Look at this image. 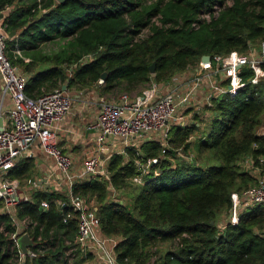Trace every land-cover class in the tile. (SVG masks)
Here are the masks:
<instances>
[{"label":"trees","instance_id":"obj_1","mask_svg":"<svg viewBox=\"0 0 264 264\" xmlns=\"http://www.w3.org/2000/svg\"><path fill=\"white\" fill-rule=\"evenodd\" d=\"M14 5L6 16V30L13 32L6 54L27 74L25 93L31 97L62 85L67 90L94 84L101 73L104 89L132 93L151 77L165 82L203 55L242 53L250 41L264 40V0H0V11ZM55 42L57 49H42ZM242 76L246 80L250 70ZM209 111L207 125L198 118L186 127L172 125L167 139L186 150L190 143L184 140L204 124L193 149L212 158L205 166L195 161L172 164L175 151L151 140L138 149L127 148V158L111 156L108 177L117 189L139 174L136 161L157 159L143 175L132 209L105 199L109 184L98 176L72 185L73 194L96 197L102 233L118 238L119 263L148 264L152 244L176 241V249L166 251L157 264H264L263 205L242 210L237 223H225L221 231L215 222L218 208L230 211V194L254 182L238 171L236 159L247 153L264 158V136L254 131L264 111V77L234 96L214 99ZM31 168V158L21 159L8 175L20 181ZM235 180L238 188L233 190ZM41 200L48 202L46 210L40 208ZM60 203H67L65 196L34 191L30 201L17 205L16 216L26 221L23 232L32 240L28 250L35 254L24 260L12 237L16 227L11 217L0 213V264H83L91 258L79 251L77 258L66 255L78 246L76 218Z\"/></svg>","mask_w":264,"mask_h":264},{"label":"built area","instance_id":"obj_2","mask_svg":"<svg viewBox=\"0 0 264 264\" xmlns=\"http://www.w3.org/2000/svg\"><path fill=\"white\" fill-rule=\"evenodd\" d=\"M6 16L4 10L0 11V92L9 101L6 111L0 113L3 117L0 130V213L11 217L16 227L12 237L17 243V238L26 232L16 236L20 224L16 207L21 201H30L31 196L8 172L21 159L31 158L38 149L65 183L67 203L60 204L69 206L74 212L76 243L90 253L95 264H121L115 252L118 238L102 233L97 208L88 205L80 195L73 194L72 185L89 176L101 179L105 176L109 188H112L107 165L113 154L126 158L127 148L138 149L146 140L165 146L172 125L186 127L195 123L197 118L204 121L209 116L205 109L213 107L214 99L223 95L234 96L248 83L256 84L264 77V40L253 51L249 46V54L231 50L203 55L196 68L173 75L163 86L151 82L137 95L122 94L116 100L96 102L97 112L87 129L98 146L85 150L80 168L73 170L72 158L59 146L58 132L77 95L70 94L64 85V88L35 97L25 93L27 76L18 71L6 54V42L12 36L6 30ZM204 56H208V60L201 61ZM245 69L250 70L246 80L242 76ZM98 83H102L101 78ZM103 153L105 156L100 155ZM156 161V158L145 163L136 161L140 172L131 179L140 182ZM243 162L247 168L245 172L253 177L254 182L240 192L230 194L231 208L226 221L230 225L237 223L242 210L259 204L264 206V158L247 153L243 155ZM33 186H36L35 181L32 189ZM39 206L46 210L48 202L41 200ZM27 255L32 257L35 254L28 250Z\"/></svg>","mask_w":264,"mask_h":264},{"label":"rangeland","instance_id":"obj_3","mask_svg":"<svg viewBox=\"0 0 264 264\" xmlns=\"http://www.w3.org/2000/svg\"><path fill=\"white\" fill-rule=\"evenodd\" d=\"M14 6L8 7L4 10V13H9ZM147 30L143 31V34L146 33ZM261 41L260 38L256 39L255 41H250L248 44V48L245 51H240L242 53H247L249 54L251 50H249V46L252 48V51L254 48H256L259 44V42ZM58 48V44L55 43H50V44H46L45 46L42 47V49L46 52H50L53 51L55 49ZM238 51V50H237ZM27 59H24V62H27ZM85 61V59L83 60ZM198 66V63H196L195 65H190L188 67H186L183 70L180 71H176L174 72L172 75L169 76V78L164 82H156L154 80L153 77L150 78V80L139 90H136L134 92H128L126 90H122L120 88H113V89H104L102 87L103 83L99 84L98 82L91 84V85H87L85 87H79V86H71L67 88V91L70 92V94H74L77 95V98L80 99H89L90 101L93 102H99L100 100H116L118 99L122 94H127L129 96H134L139 94L142 90H144L151 82H156L161 84V86H163L166 82H168L170 80V78L173 75L179 74V73H185V72H189L190 70L196 68ZM16 67L18 69V71L24 75L27 76V74L25 72L22 71V66L19 64H16ZM75 67V65L73 66ZM187 75V73H186ZM183 80V79H181ZM103 82V80H102ZM204 95V93H203ZM202 94H199V96H203ZM76 100V99H75ZM75 100H73V103L76 102ZM1 101H2V94L0 92V108H1ZM72 103V105H73ZM71 105V108H72ZM93 106H95V104H92ZM97 106V105H96ZM209 108V107H207ZM2 109V108H1ZM1 109H0V113H1ZM207 111V113L209 114L208 118H206L204 121H202L205 125H207L209 123L210 120V111L209 109H205V112ZM188 120H191V117H189ZM203 124V125H204ZM199 126L198 130L193 131L192 133H190L188 135V137L184 140V143L188 142L190 143L189 147L184 150L182 149V147H178V148H174L176 147V145L171 144V143H166V147H168L171 151H175V157L174 158H170V161L172 164H176V163H190L192 161H195L196 164L198 165H202L205 166V164H208L212 161L211 157H208V153L207 152H202L201 156H198L196 151L193 149V143L202 135V132L206 129L205 125L204 126ZM255 133L258 135H262L264 136V111L261 115V119H260V123L256 126L255 128ZM204 133V132H203ZM168 139V137H167ZM138 145V143H137ZM131 149V148H130ZM133 149H137L136 147ZM39 154V153H38ZM42 155V154H39ZM128 157V155L126 154V158ZM32 159V168L31 170L24 175L23 177L20 178V185L22 186H29L30 183L32 182V177H41L44 173L42 169H39V164L37 163V161H41L42 159H44V161H46V163L48 164V167H50V164L48 162V160L43 156V158L39 159L38 157H31ZM81 159H79V163ZM235 165L238 169V171L240 172H245V170L247 169L244 162H243V156L239 157L238 159H236L235 161ZM104 167V165H103ZM52 167H50L51 170ZM107 175H109L107 173ZM135 176V175H134ZM134 176H130V177H134ZM60 177V176H59ZM103 180H105V176H102ZM235 184L233 185V190L238 188V181L235 180ZM143 183V176H142V180L140 182H135L133 181L131 178H128L127 180H125V185H122L120 188H106V198L108 201H119L121 203H124L126 205H128L131 209H132V205H133V199L135 197V195L138 193L139 188L141 187ZM28 193L32 195L33 190L30 189L28 190ZM61 195L65 196V198L67 199L66 196V192H62L60 193ZM88 205H92L94 207H97V202H96V197L93 195H81L79 194ZM69 216H72L71 214H68ZM228 215H229V210L225 207H220L215 211V222L218 224L217 229H219V231L222 230V227L224 226V224L226 223L227 219H228ZM19 220V226H18V233H23L24 231V227L26 225V221L25 220ZM32 243V240H31ZM75 243V242H74ZM79 246V245H78ZM71 246V248L69 250L66 251V255L69 258H77L78 257V251H79V255H82V253H85V251H83L81 249V247L79 246ZM177 247V242L174 241H157L154 244H152L149 248H148V252L150 255V260L148 262V264H157L159 262V258L166 252V251H171V250H175ZM89 261V260H88ZM22 262V260H21ZM85 262V261H84ZM20 264V261L19 263ZM85 264V263H83Z\"/></svg>","mask_w":264,"mask_h":264},{"label":"crops","instance_id":"obj_4","mask_svg":"<svg viewBox=\"0 0 264 264\" xmlns=\"http://www.w3.org/2000/svg\"><path fill=\"white\" fill-rule=\"evenodd\" d=\"M2 94V93H1ZM76 102L73 103L72 108L68 115L61 123L60 130L58 132L59 146L62 150L69 154L73 160V170H78L82 164L84 157V151L95 148L98 145L96 141L92 140V132L87 129L88 124L96 115L97 108L96 103L89 99L75 98ZM92 104H95L93 106ZM9 106V101L6 97L2 96L1 111H6ZM207 112V111H206ZM207 114V113H206ZM208 115V114H207ZM114 146V144H112ZM112 146V147H113ZM110 149V147H108ZM41 152L38 149L34 150L33 156L39 159L43 158ZM100 154L101 156H105ZM79 159H81L79 163ZM48 160V159H47ZM50 167L44 159L37 161L39 169H42L44 173L41 177H32V182L35 181L36 186L32 189V182L29 186H22L26 192L32 189L34 191H46L62 193L65 191V183L60 179L58 172L48 160ZM30 196H32L30 194ZM218 226V224H217ZM219 227V226H218ZM85 264H95L92 257L84 262Z\"/></svg>","mask_w":264,"mask_h":264},{"label":"water","instance_id":"obj_5","mask_svg":"<svg viewBox=\"0 0 264 264\" xmlns=\"http://www.w3.org/2000/svg\"><path fill=\"white\" fill-rule=\"evenodd\" d=\"M57 2H63L64 0H56ZM10 35H13V32L10 33ZM208 60V56H204L201 58V61H206ZM148 70L150 73L154 72V62H152ZM100 78L104 80L105 78V73H101ZM64 88V86H62ZM2 124H3V117L0 115V130L2 129ZM31 245V239L29 238L27 233H23L17 238V246L20 249V251L23 253L22 259H25V255L28 253V247Z\"/></svg>","mask_w":264,"mask_h":264}]
</instances>
